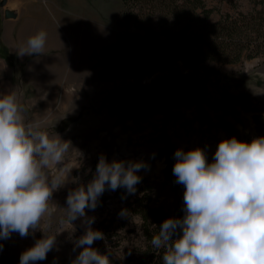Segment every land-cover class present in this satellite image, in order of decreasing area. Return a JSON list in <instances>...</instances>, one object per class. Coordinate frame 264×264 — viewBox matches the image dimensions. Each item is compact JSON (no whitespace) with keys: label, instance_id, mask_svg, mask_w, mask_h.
Segmentation results:
<instances>
[{"label":"rangeland","instance_id":"374dc122","mask_svg":"<svg viewBox=\"0 0 264 264\" xmlns=\"http://www.w3.org/2000/svg\"><path fill=\"white\" fill-rule=\"evenodd\" d=\"M204 2L213 10L211 21L253 6L250 0ZM122 11L119 0H0V95L13 93L25 123L39 122L49 137L71 145L65 154V163L73 166L69 180L52 194L53 215L41 221L56 242L35 264H72L78 255L82 219L72 222L74 230L60 221L67 215L69 191L87 186L101 158L141 163L136 175L151 183L157 206L173 211L184 205V186L172 171L176 150L200 148L211 163L218 143L235 137L226 128L237 130L239 141L247 133L251 140L258 137L251 113L225 102L222 94L244 92L264 103L263 57L217 65L220 75L208 82L161 73L147 77L118 44ZM40 30L47 33L43 52L17 56ZM85 214L94 218L96 230L98 212L86 208ZM43 235L37 229L26 237L13 232L0 238V264H19L21 253ZM106 245L102 249L96 240L91 247L103 254Z\"/></svg>","mask_w":264,"mask_h":264},{"label":"clouds","instance_id":"9594fccd","mask_svg":"<svg viewBox=\"0 0 264 264\" xmlns=\"http://www.w3.org/2000/svg\"><path fill=\"white\" fill-rule=\"evenodd\" d=\"M46 39L43 30L29 36L17 56L41 54ZM23 111L13 93L0 95V238L13 232L26 237L39 229L43 238L19 258V264H35L55 245L56 236L48 235L41 221L55 212L52 194L68 182L73 166L65 163L70 143L49 137L39 122L25 123ZM174 156L172 171L184 186L185 214L165 219L151 238L154 248L165 250L163 264H264V137L221 140L211 163L200 148L178 149ZM142 167L101 158L87 186L69 191L60 223L73 229L72 222L81 218L85 225L72 264H110L107 255L91 247L104 234L92 229L94 218L86 217L85 209L96 207L106 185L134 194ZM177 231L182 234L174 239Z\"/></svg>","mask_w":264,"mask_h":264},{"label":"trees","instance_id":"16d2710c","mask_svg":"<svg viewBox=\"0 0 264 264\" xmlns=\"http://www.w3.org/2000/svg\"><path fill=\"white\" fill-rule=\"evenodd\" d=\"M119 1L123 11L118 44L136 57L138 69L147 77L161 73L194 83L208 82L220 75L217 65L264 58V0H250L253 6L249 11L221 14L214 21L210 20L213 10L204 0ZM195 94L201 97L197 91ZM222 96L225 102L250 112L253 130L264 137V103L244 92H223ZM226 130L231 136L239 135L233 127ZM249 136H243L244 142H250ZM135 189L134 194H128L123 187L113 191L106 185L96 207L90 209L101 218L96 230L104 234L102 249L109 245V251L102 252L110 264H163L165 250L154 248L151 238L165 219H182L184 205L173 211L157 206L146 178L140 179ZM106 203L110 209H105ZM181 234L177 231L173 238Z\"/></svg>","mask_w":264,"mask_h":264}]
</instances>
